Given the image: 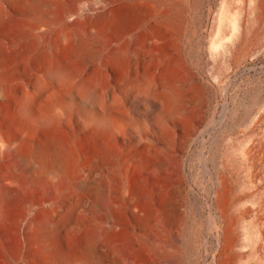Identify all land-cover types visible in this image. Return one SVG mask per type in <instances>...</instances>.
I'll list each match as a JSON object with an SVG mask.
<instances>
[{"label":"bare ground","instance_id":"obj_1","mask_svg":"<svg viewBox=\"0 0 264 264\" xmlns=\"http://www.w3.org/2000/svg\"><path fill=\"white\" fill-rule=\"evenodd\" d=\"M182 1L0 0V54L14 36L12 17L31 19L38 45L0 58V264L192 258L195 194L182 154L203 103L202 87L171 51ZM239 1L233 28L244 41L264 22V0ZM101 56L122 63L119 89L153 94L134 100L133 109L143 100L145 113L131 135L88 73L87 63ZM249 133L211 176L206 222L216 245L210 254L204 244L203 264H264V105ZM126 213L137 226L135 258L127 254Z\"/></svg>","mask_w":264,"mask_h":264},{"label":"rangeland","instance_id":"obj_2","mask_svg":"<svg viewBox=\"0 0 264 264\" xmlns=\"http://www.w3.org/2000/svg\"><path fill=\"white\" fill-rule=\"evenodd\" d=\"M241 7L239 0H183L178 8L182 24L179 36L172 40L171 51L182 70L202 87L203 103V120L186 139L182 154L187 187H192L195 194L190 204L194 207L192 224L198 232L197 247L186 264L205 263L204 244L210 254L215 248V234L210 233V224L206 222L213 192L211 176L230 151L236 154L246 143L252 117L264 105V22L255 25L247 38L240 41L235 37L233 21ZM10 22L14 36L0 54L2 61L8 62L21 49L33 52L38 48L37 39L28 31L29 17H12ZM100 63L107 68H99ZM120 64L105 56L87 63L88 73L97 77L100 88L106 91L114 118L131 135L137 131L138 115L145 113L143 100L133 109L134 100L152 98L153 94L135 85L119 89L117 81L125 72ZM121 147L113 145L116 152ZM238 173L241 179L246 177L245 171ZM124 225L130 239L127 254L135 258L139 251L137 226L129 213Z\"/></svg>","mask_w":264,"mask_h":264}]
</instances>
